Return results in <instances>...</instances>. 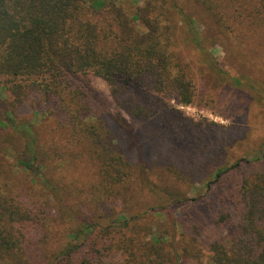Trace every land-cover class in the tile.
<instances>
[{
	"label": "trees",
	"instance_id": "1",
	"mask_svg": "<svg viewBox=\"0 0 264 264\" xmlns=\"http://www.w3.org/2000/svg\"><path fill=\"white\" fill-rule=\"evenodd\" d=\"M90 1L0 0V96L6 92L0 124L18 136V145L8 147L17 150L16 166L46 195L62 191L57 178L48 175L46 147L39 134L28 118L20 117L22 107L53 117L67 132L56 152L61 158L63 151L71 159L82 158L93 169L95 182L109 189L127 178L130 164L100 115L114 103L148 117L154 108L143 104L136 92L139 87L153 95L176 97L182 104L195 98L192 80L170 50L172 28L166 13L177 7L174 0H144L132 16L115 2ZM98 80L107 84L108 94ZM241 167L238 161L217 168L207 186ZM242 172L239 189L212 205L209 228L201 225V240L195 226L185 248L174 245L168 230L128 218L104 226L97 221L101 215L90 212L78 216L68 241L47 256L49 264H181L189 247L199 264H264V172L249 176ZM171 196L173 204L187 201L177 193ZM38 206L21 194L0 166V264H36L37 246L34 251L26 246L37 244V232L45 227V212ZM198 242L211 251L208 263L201 262ZM110 251L116 252L117 262L109 258Z\"/></svg>",
	"mask_w": 264,
	"mask_h": 264
},
{
	"label": "rangeland",
	"instance_id": "2",
	"mask_svg": "<svg viewBox=\"0 0 264 264\" xmlns=\"http://www.w3.org/2000/svg\"><path fill=\"white\" fill-rule=\"evenodd\" d=\"M105 1L121 5L131 16L136 6L144 3ZM173 2L177 7H170L166 13L172 28L170 50L192 80L195 98L191 104H182L176 97L153 95L151 90L139 87L136 92L143 104L154 108L148 111V117H139L114 103L106 114L100 115L130 164L123 182L105 189L95 182L93 169L82 158L71 159L66 151L61 158L62 153L56 150L67 132L47 112L22 107L20 117L28 118L39 134L46 147L48 175L57 178L62 191L46 195L31 176L16 166L17 150L8 151V147L18 145V136L0 124L2 170L21 194L42 205L45 212V227L37 232V244L26 246L31 251L37 246L38 255L33 258L36 264H49L47 256L68 241L78 216L90 212L101 215L95 217L104 226L113 220L118 225L123 222L121 218H128L168 230L174 245L185 248L186 242L193 239L195 226L200 228L196 237L199 240L201 225L209 228L212 205L228 191L239 189L242 171L248 176L255 171L264 172V0ZM138 28L144 30L140 23ZM97 85L109 93L104 81L98 80ZM1 95L0 111L6 92ZM65 156L73 162L65 161ZM238 161L242 171L235 169L210 188L207 186L217 168ZM176 193L187 201L173 204L171 194ZM232 206L235 207L234 201ZM128 232H132L131 227ZM229 232L225 233L226 238ZM198 246L203 254L201 262L208 263L209 247L199 242ZM194 251L189 247L181 264H199ZM109 255L113 260L117 254L110 251Z\"/></svg>",
	"mask_w": 264,
	"mask_h": 264
}]
</instances>
